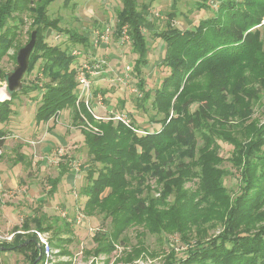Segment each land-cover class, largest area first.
<instances>
[{"label": "trees", "instance_id": "trees-1", "mask_svg": "<svg viewBox=\"0 0 264 264\" xmlns=\"http://www.w3.org/2000/svg\"><path fill=\"white\" fill-rule=\"evenodd\" d=\"M121 1L116 32L128 26L137 54L132 72L141 95L136 104L145 110L150 101L155 110L150 122L160 128L138 133L134 128H141L135 117H130L133 127L116 120L96 121L84 104L77 106V56L69 47L49 44L43 31H64L75 45L88 44L89 38L61 28L59 19L50 18L52 0H0V61L16 46L18 25L28 15L37 30V41L27 73L42 59L40 72L45 79L41 85L26 84L0 100V122L9 120L19 93L37 90L41 91L37 124L72 109L77 126L85 115L102 129V134L81 129L93 163L86 169L83 210L88 216L100 214L110 219L112 228L110 233L94 235L96 256L112 253L117 242L129 243V237L121 235L137 226L143 228L136 233L139 245L125 250L121 259L126 264H133L143 254L152 255L143 240L145 231L161 241L177 234L187 243L186 256L178 257L172 247L163 264H264V122L252 117L253 104L261 99L260 89L264 90V0H218L217 8L206 0L200 8L212 9L213 15L185 30L173 26L174 10L167 13L166 27L155 30L149 18L151 3L139 8L138 0ZM144 29L155 30L154 36L166 47L162 64L169 73L155 89L146 88L143 76L149 63ZM6 79L7 73L0 68V80ZM95 92L105 94L108 89L95 88ZM6 137L1 126L0 146ZM219 140L233 145L230 160L242 182L237 195L224 185L227 170L220 167L224 159L219 155ZM96 164L100 167L93 166ZM68 172L66 157L59 174L48 179V195H54ZM195 180V188L186 186ZM49 217L40 213L26 219L23 229L29 231L17 232L16 227L13 239L0 245L23 253L29 264H44L31 225L49 231ZM64 224L70 226L67 220ZM212 229L217 233L211 234ZM59 234L51 239L52 244L62 245Z\"/></svg>", "mask_w": 264, "mask_h": 264}, {"label": "rangeland", "instance_id": "rangeland-1", "mask_svg": "<svg viewBox=\"0 0 264 264\" xmlns=\"http://www.w3.org/2000/svg\"><path fill=\"white\" fill-rule=\"evenodd\" d=\"M173 1H175L174 6ZM205 1L138 0V3L139 8L143 3H151L149 18L153 23V29L165 28L167 13L174 10L176 18L173 21V26L185 30L194 29L203 18L213 15L212 9L200 8V4ZM209 2L213 5V8L218 7V0H210ZM120 7H122L121 0H52L48 7L50 18L59 19L61 28L83 34L89 38V42L88 44L75 45L69 38L68 33L51 28L44 30L43 33H45L46 40L51 45H59L62 48L69 47V50L73 48L82 49L81 54L77 56V64L94 57L107 60L106 67L109 71L98 76L94 83L95 88L108 89L107 93H102V103L95 102V109L98 114H106L107 109L124 112L130 115L129 117L136 118L135 122L141 130L159 129L160 124L150 122V116L155 112L150 101L146 103L148 109L145 110L139 108L136 104L138 94L131 90L133 86H137L138 81L134 73L131 71V76L126 84L113 80L115 74L122 70L124 64L133 65L134 58L137 55L133 52L130 35L129 41L122 42L121 40V34H124L122 32L125 27L123 26L118 34L116 32L117 11ZM31 22L32 18L27 15L24 16V23H19L20 35L17 44L10 48L0 61V68L3 73L11 72L17 65L18 50L29 41L31 32L34 30ZM9 24H14V22L10 21ZM262 24H264V15ZM155 30L151 32L144 29L149 44V63L143 68V76L148 89L158 87L163 77L169 73V68L162 64L166 48L165 42L154 36L153 32ZM126 31H128V28H126ZM102 34H108L109 38L107 40L101 39ZM97 38H99V42L96 44ZM41 63L42 59H39L34 69L30 73H25L24 85L27 84L31 87L32 83L38 82L41 85L44 82L45 79L40 72ZM260 90L261 99L253 104L252 117L264 122V90ZM3 91L7 94L5 99L10 98V93L6 89V80H0V100H4L1 99ZM40 94L41 91L37 90L19 93L12 102L13 112L9 120L5 123L0 122V127L2 126L6 131L8 141L7 147L0 157V173H10L8 178L6 173L2 177L0 176V183L6 182V187L0 191V243L5 240L11 241L12 238L9 237L13 236L15 227L21 226L24 219L29 218L38 211H44L50 216L46 222L52 225V229L49 230L50 239L53 241L54 236L59 233L64 239L61 246L52 244L56 252L53 264H126L121 257L125 250L129 251L132 248V245H139L137 244L138 237L136 233L137 230H143V228L137 226L128 228L127 231L122 233L121 238L127 235L129 243L117 242L112 253L103 252L97 256L95 255L93 251L98 243L95 241L94 235L96 233L107 234L106 232H109L110 229L112 231V228L110 219H105L100 214L88 216L83 210L87 199L82 193L86 183V169L93 164L84 144V134L81 127L73 122L74 113L72 109L62 110L58 119L43 122V126L37 124L35 113L40 104ZM196 106L197 104L193 105L192 109H195ZM56 125L59 128L54 132L57 133L58 137H63L65 142L50 141L47 132L52 131L51 129L55 128ZM27 140H35V147L29 144L31 148L28 149ZM218 142L220 144L219 155L224 159L220 167L227 170L223 177L224 185L229 192L237 195L241 191L242 182L239 171L230 160L233 145L224 140ZM18 145H21V149L19 148L20 153L22 152L27 157L26 160L31 159L24 151L34 153L33 158L36 163L32 164L31 160V163L27 162V164L25 160L23 163H18L20 167L15 169L16 160L18 159L16 153ZM46 145L47 147H45ZM61 147L67 153L66 157L69 159L71 171V175L65 177V194L68 196L64 198L58 196V190L57 194L48 195L50 189L48 178L58 173L56 168L58 163L52 161L55 156L53 154H55L57 148ZM36 158L47 159L49 166L46 169H41L40 162L36 161ZM63 158H65V155L62 156L61 160ZM71 160L80 163L78 171L70 165ZM93 166L99 168L100 164ZM10 171L14 173L13 176H11ZM186 186L195 188L196 180L189 181ZM44 198L45 201H41ZM79 211L84 214L83 218L85 219L82 218L81 222L76 220ZM63 213L65 216H63ZM55 217L60 219L56 220ZM66 220L70 223L69 227L64 224ZM33 226L34 224H32ZM217 231V229H212L210 233L215 234ZM143 240L152 255L143 254L133 264H163L166 259L165 254L172 247L175 248L178 257L186 256L185 251L188 245L177 234L168 235L161 241L157 235L145 231ZM0 264H29V260L23 253L11 251L4 254L0 252Z\"/></svg>", "mask_w": 264, "mask_h": 264}, {"label": "built area", "instance_id": "built-area-1", "mask_svg": "<svg viewBox=\"0 0 264 264\" xmlns=\"http://www.w3.org/2000/svg\"><path fill=\"white\" fill-rule=\"evenodd\" d=\"M124 30L121 34V40L122 42H127L129 41V34L128 31H126L127 26H124ZM127 34V36H126ZM109 38L108 34H102L101 39L107 40ZM99 42V38L96 39V44ZM72 54L75 56H78L81 54L82 49L80 48H73L71 50ZM107 65V60L105 58H92L89 60H84L81 61L79 64L76 66V73H75V78L77 82V101L76 104L78 107H80L82 104L85 105L87 110L93 115L94 119L96 121H108V120H116V121H121L127 126L133 127L131 118L128 116V114L124 112H115L114 110H109L107 109L106 114H98L95 109V102L97 101L98 103H102V93H96L95 92V79L100 76L101 74H104L105 72L109 71V69L106 67ZM132 71V65L130 64H124L122 70L115 74V77L113 78L114 81H120L124 84H126L129 81L130 78V73ZM132 91L136 92L138 95H141L140 90L138 89L137 86H133L131 88ZM60 113L57 116H54L50 120H54L55 118H59ZM83 120L81 122V129H86L90 132L96 133V134H101L102 129L95 125L91 120H89L85 115H82ZM49 121V120H48ZM47 122V121H46ZM135 131L138 133L143 132V130L134 128ZM4 148L1 145L0 146V156L3 154ZM66 152H64V149L57 148L55 155L52 158V161L59 163L61 160L62 156L65 155L66 157ZM70 165L78 171L80 169V163L77 162L76 160H71ZM63 215H65L63 213ZM84 217V214L79 211V214L76 216V220L78 222L82 221V218ZM33 232L36 233L38 240H39V245L41 246L42 254L44 256L43 263L44 264H53L54 262V256H55V249L51 243L50 239V234L48 231H40L33 229ZM14 236V234H13ZM13 236H10L9 238L13 239Z\"/></svg>", "mask_w": 264, "mask_h": 264}, {"label": "crops", "instance_id": "crops-1", "mask_svg": "<svg viewBox=\"0 0 264 264\" xmlns=\"http://www.w3.org/2000/svg\"><path fill=\"white\" fill-rule=\"evenodd\" d=\"M7 98V97H6ZM5 99V98H4ZM13 105V104H12ZM47 122H49V121H47ZM39 124H41V126H43V122H41V123H39ZM51 125H53V124H51ZM58 125V124H57ZM56 125V127L55 128H53V129H51L52 131H48L47 132V135H49V137H50V141H58L59 143L62 141V142H65V140L63 139V137H58L57 136V133L56 132H54L57 128H59V126H57ZM40 126V127H41ZM68 137V136H67ZM7 144H8V141H7V137H6V140H5V142H4V145H3V148H4V150H5V148L7 147ZM29 144H31L33 147H35V145H36V141L35 140H27V145L29 146L28 147V149H30L31 147H30V145ZM45 147H47V145L45 146ZM21 149V145H18V151H16V153L18 154V159L16 160L17 162V165H15V169H17L18 167H20L19 165H18V163H23L26 159H27V157L21 152L20 153V149ZM24 153H26L27 155H29V158L32 160V164L33 163H36L35 162V160H34V158H33V154L34 153H30L29 151L28 152H25L24 151ZM1 157V156H0ZM48 158H49V156H48ZM66 158V157H65ZM65 158H63L62 160H60V162L58 163V165H57V171H58V173H57V175L59 174V172H60V165H61V163L65 160ZM37 159V158H36ZM67 159H68V157H67ZM31 160H26V163L28 162L29 164L31 163ZM33 160H34V162H33ZM47 159H45V158H42V159H37L36 161H39L40 162V168L41 169H46L48 166H49V162L48 161H46ZM69 160V159H68ZM27 163V164H28ZM51 164V163H50ZM55 166H56V164H55ZM14 169V170H15ZM72 170V169H71ZM11 172V171H10ZM7 174V178H8V176L10 175V173L9 172H4L3 174H1L0 173V176L2 177L4 174ZM14 175V173L13 172H11V176H13ZM57 175H55V176H57ZM71 175V171L70 172H68L67 174H65L64 176H63V179H62V181L58 184V187H57V190H58V196L59 197H61V198H64V197H66V196H68V195H66L65 194V191H66V185H65V177H69ZM55 176H53V177H55ZM53 177H50V178H53ZM6 178V177H5ZM49 179V178H48ZM6 185V182H4V183H0V191L2 190V188H4V187H6L5 186ZM49 191V190H48ZM57 192V191H56ZM55 192V193H56ZM54 193V194H55ZM57 194V193H56ZM53 196V195H52ZM0 202H1V199H0ZM3 207H4V205H3ZM40 213H46V212H44V211H38L37 213H35V214H31L32 216H30L29 218H31V217H33V216H35V215H38V214H40ZM47 214V213H46ZM63 216H65V215H63ZM29 218H26V219H29ZM26 219H24V221L26 220ZM55 219V218H54ZM84 219V218H83ZM1 220V219H0ZM70 220H72V219H70ZM85 220V219H84ZM24 221H23V223H24ZM23 223H22V225L21 226H19V227H17V228H19L18 230H17V232H21V233H25V232H28V231H25L24 229H23ZM33 224V223H32ZM31 227H32V225H31ZM16 228V227H15ZM32 230L33 229H35L34 228V226L31 228ZM31 230V231H32ZM14 232H16L15 231V229H14ZM49 232V231H48ZM11 251H14V250H6L5 248H2V246L0 245V252H3L4 254L5 253H9V252H11ZM15 252H18V251H15ZM18 253H20V252H18Z\"/></svg>", "mask_w": 264, "mask_h": 264}, {"label": "water", "instance_id": "water-1", "mask_svg": "<svg viewBox=\"0 0 264 264\" xmlns=\"http://www.w3.org/2000/svg\"><path fill=\"white\" fill-rule=\"evenodd\" d=\"M37 41V30L34 29L31 32L29 41L22 46L17 53V65L11 72L7 73L6 79V89L9 93L13 91H20L23 89L24 82L23 78L25 73L28 71L29 64H30V56L35 47ZM40 249V254H42L41 246L38 244ZM2 248H5L2 246ZM40 256L38 257V259ZM33 262L32 264H35Z\"/></svg>", "mask_w": 264, "mask_h": 264}, {"label": "bare ground", "instance_id": "bare-ground-1", "mask_svg": "<svg viewBox=\"0 0 264 264\" xmlns=\"http://www.w3.org/2000/svg\"><path fill=\"white\" fill-rule=\"evenodd\" d=\"M7 96L6 92L3 91V93L1 94V99H4Z\"/></svg>", "mask_w": 264, "mask_h": 264}]
</instances>
